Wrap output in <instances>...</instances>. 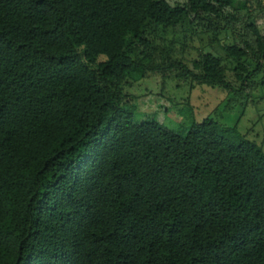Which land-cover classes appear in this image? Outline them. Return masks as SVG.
Listing matches in <instances>:
<instances>
[{
  "label": "trees",
  "instance_id": "obj_1",
  "mask_svg": "<svg viewBox=\"0 0 264 264\" xmlns=\"http://www.w3.org/2000/svg\"><path fill=\"white\" fill-rule=\"evenodd\" d=\"M234 1L0 0V264H264L261 149L211 119L137 124L120 98L160 70L130 56L148 26ZM247 26L252 46L220 45L237 86L211 53L184 75L244 93L264 72Z\"/></svg>",
  "mask_w": 264,
  "mask_h": 264
},
{
  "label": "rangeland",
  "instance_id": "obj_2",
  "mask_svg": "<svg viewBox=\"0 0 264 264\" xmlns=\"http://www.w3.org/2000/svg\"><path fill=\"white\" fill-rule=\"evenodd\" d=\"M164 1L170 6L185 3V0ZM247 25L264 36V0H235L221 19L212 16L199 19L192 15L175 29L148 26L143 36L145 44H131L130 56L146 67L160 70L146 73L137 83L124 81L120 85L121 102L135 108L134 122L153 121L183 136L194 123L211 119L230 139L252 142L264 155V72L251 80L244 93L237 95L217 86L199 85L178 66L198 76L200 71L195 65L202 52L218 55L223 57L227 80L237 86L232 72L234 65L223 56L220 45L252 46L253 37ZM216 33L219 43L214 40ZM246 68L252 71L253 64L249 61Z\"/></svg>",
  "mask_w": 264,
  "mask_h": 264
}]
</instances>
